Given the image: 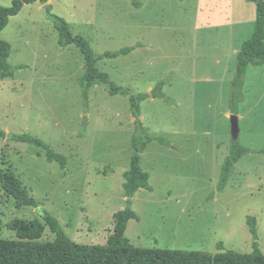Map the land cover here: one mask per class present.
I'll use <instances>...</instances> for the list:
<instances>
[{
    "label": "rangeland",
    "instance_id": "rangeland-1",
    "mask_svg": "<svg viewBox=\"0 0 264 264\" xmlns=\"http://www.w3.org/2000/svg\"><path fill=\"white\" fill-rule=\"evenodd\" d=\"M137 1L138 6L130 0L24 4L1 30L0 39L10 45L12 75L0 76L5 133L0 169H11L38 206H19L0 188V238H17L10 225L14 219L44 223L46 211L74 242L106 243L113 214L127 205L123 183L131 137L142 128L165 143L153 140L141 152L148 188L130 199L134 217L124 231L129 243L250 253L256 242L264 254V64L246 68L244 99L237 105L241 118L234 141L249 152L218 188L234 142L228 100L236 55L229 47L250 37L254 17L217 26L197 18V0ZM11 2L0 0V5ZM245 8L255 15L254 3ZM53 16L83 36L95 56L133 47L96 62L128 94H111L102 81H83L82 54L73 44L58 45ZM151 90L161 96L153 98ZM136 94L148 95L138 103L141 128L130 109L129 96ZM23 133L64 155V167L48 161L43 148L11 139ZM248 217L255 219V235ZM54 237L45 225L39 241Z\"/></svg>",
    "mask_w": 264,
    "mask_h": 264
},
{
    "label": "trees",
    "instance_id": "trees-1",
    "mask_svg": "<svg viewBox=\"0 0 264 264\" xmlns=\"http://www.w3.org/2000/svg\"><path fill=\"white\" fill-rule=\"evenodd\" d=\"M138 6L137 0H130ZM255 5V19L251 36L244 40L236 54L234 75L230 83L228 104L232 113H236L237 103L242 99V78L248 65L264 63V0H247ZM45 3L46 0H12L9 6L0 5V32L5 27L10 16L16 15L24 4ZM58 32L57 43L59 46L73 44L81 52L84 61L83 81L87 84L94 81H102L109 87L111 94H128L127 88L115 85L109 80L106 72L99 71L96 62L102 57L113 58L119 54L130 52L133 47H124L116 51H105L95 56L89 42L81 35L72 34L67 22L58 16H53ZM10 53V45L0 39V76L12 75L7 58ZM148 97L147 94L129 96L130 109L134 116V123L140 128L138 103ZM153 98L161 94L151 90ZM5 133L0 130V138ZM11 139L27 142L39 146L45 150L48 161H56L61 167L66 163V157L55 152L39 138L28 134H14ZM156 140L165 143L163 137H153L145 133L141 128L135 131L131 137L133 153L130 157L129 168L124 173L123 188L127 205L113 214V229L104 244H80L71 240L61 229L57 220L47 213L41 212L42 223L38 219L24 220L14 219L11 228L15 231L16 239L0 238V264H264V254L253 243L250 253H238L234 251H220L209 253L198 250L141 248L129 243L124 236L127 222L134 217L130 207V199L139 188H148V175L140 168L141 152L145 146ZM247 148L242 147L236 141L232 142L227 155L223 160L220 170L219 185L226 184L230 172L238 159L248 153ZM0 188L13 197L19 206H34L38 203L31 197L21 180L11 169H0ZM250 232L255 235V219L247 218ZM45 225L55 235L51 241H39ZM221 246V244H219ZM221 248V247H219Z\"/></svg>",
    "mask_w": 264,
    "mask_h": 264
},
{
    "label": "crops",
    "instance_id": "crops-1",
    "mask_svg": "<svg viewBox=\"0 0 264 264\" xmlns=\"http://www.w3.org/2000/svg\"><path fill=\"white\" fill-rule=\"evenodd\" d=\"M245 1H247V0H245ZM247 2H250V1H247ZM247 2H244V0H197V6H196L197 18H199L200 20H203L204 22L212 21L213 23H216L217 26H223V25L229 26L231 23L232 24L233 23L243 24V22H245V21L249 22V20L252 19L253 17L255 19V15L254 16L250 15V13L247 14V12L245 11V9H246L245 7L247 6ZM252 14H253V12H252ZM250 31H251V28L248 29L247 35L245 37H247L250 34ZM252 31H253V29H252ZM243 41H244V39L240 40V42L236 43V45H234V43H232L231 46L229 47L230 52L236 55L238 50H239V47ZM263 64L264 63L258 64V65H252V64L251 65L252 66H259V65H263ZM248 66L250 67V65H248ZM234 70H235V68H234ZM233 75H234V72H233ZM244 75H245V73H244ZM232 78H233V76H232ZM232 78H231V80H232ZM230 83H231V81H230ZM243 87H244V76L242 78V87H241L242 99L239 102L243 101V99H244ZM229 91H230V85H229ZM238 103H237V105H238ZM229 110H230L229 112L232 113L230 107H229ZM234 114L237 115L238 120L241 118V114L237 111V107H236V113H234Z\"/></svg>",
    "mask_w": 264,
    "mask_h": 264
},
{
    "label": "water",
    "instance_id": "water-1",
    "mask_svg": "<svg viewBox=\"0 0 264 264\" xmlns=\"http://www.w3.org/2000/svg\"><path fill=\"white\" fill-rule=\"evenodd\" d=\"M45 9L48 10V5H44ZM230 133L232 140H236L238 138L239 126H238V118L237 115L232 113L230 115Z\"/></svg>",
    "mask_w": 264,
    "mask_h": 264
}]
</instances>
